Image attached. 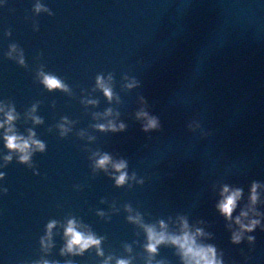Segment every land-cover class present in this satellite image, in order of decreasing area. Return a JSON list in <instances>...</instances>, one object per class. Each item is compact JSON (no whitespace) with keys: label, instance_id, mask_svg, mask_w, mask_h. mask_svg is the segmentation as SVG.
Listing matches in <instances>:
<instances>
[{"label":"water","instance_id":"obj_1","mask_svg":"<svg viewBox=\"0 0 264 264\" xmlns=\"http://www.w3.org/2000/svg\"><path fill=\"white\" fill-rule=\"evenodd\" d=\"M13 14L15 125L46 144L29 163L15 153L14 264H102L108 255L145 264L146 233L128 219L136 212L148 224L168 221L170 230L186 216L211 234L202 242L214 244L224 264H264V216L234 243L238 226L229 228L216 207L225 184L244 190L234 215L253 181L264 185V0H13ZM41 70L69 90H49ZM98 75H111V100ZM33 105L40 124L28 115ZM109 108L112 116L94 115ZM141 110L159 127L144 131ZM64 117L71 131L61 135ZM109 119L126 128L95 127ZM96 152L126 160L136 178L117 186L114 170L95 167ZM257 208L264 213V188ZM72 217L104 237V257L95 247L61 254L62 225ZM52 220L55 246L45 251L41 237ZM155 261L183 264L172 245L159 246Z\"/></svg>","mask_w":264,"mask_h":264},{"label":"clouds","instance_id":"obj_2","mask_svg":"<svg viewBox=\"0 0 264 264\" xmlns=\"http://www.w3.org/2000/svg\"><path fill=\"white\" fill-rule=\"evenodd\" d=\"M43 5L37 4L36 10L40 11ZM17 51L16 45L11 46V51L8 53L12 56ZM19 62L23 64L24 57L23 53H20ZM41 83H43L49 90L61 89L64 91L69 90V86L64 83L60 78L54 74L44 72L43 70L39 73ZM112 80L111 75L105 79L103 75L97 76V87L101 89L105 96L111 100L114 96L113 89L110 81ZM136 81L132 80L127 84V87L132 88L136 86ZM87 104H97L98 101L94 99H86L84 101ZM37 105H33L32 109L28 113L29 117L35 124L43 122L42 118L36 115ZM113 110L109 108L105 113L94 114L96 118L112 116ZM119 114L117 113V116ZM137 119L143 121L144 131H149L159 127V120L157 117L150 115L146 110L137 112ZM19 118V114L13 104L7 103L0 100V138L3 139L4 145L9 149V154L3 157L5 162L13 159L12 153H16L21 162L29 163L31 157L36 151H44L46 144L36 138V132L34 129H28V135L18 132L15 121ZM64 122L59 124L58 127L61 129V135H66L71 128L68 126L72 122L67 117L63 118ZM101 131H121L126 128L123 122L117 124L115 119H109L107 123H98L95 125ZM84 133L82 132L81 135ZM94 139V137H89ZM94 164L96 168L104 169L108 171L109 168L112 170L113 178L115 179L117 186H122L128 182L129 179H135V173L129 177L127 168L128 162L124 159L114 160L109 153L93 154ZM2 167V165H0ZM5 173L0 172V179H3ZM142 182V181H140ZM264 188L258 181H253L248 196V204L240 209L238 215H234L236 209L239 207V202L243 199L244 190L243 188L233 187L225 184L220 190V200L216 207L230 223L229 228H233V224L238 226L232 232V241L234 243H240L246 233L253 232L257 226L261 225V213L257 205L261 202V189ZM7 191V189H3ZM129 213L133 212L131 206H127ZM104 215L103 212L99 213ZM130 222L140 225L146 233V243L143 245L145 251L148 253V258L145 264H154V258L158 254L159 246L161 245H172L177 249V253L180 256L183 264H224L223 257L218 251L214 244H207L202 242V238L210 236V233H206L204 228L192 225L186 216H179L174 223L176 224L175 230H170L168 221L163 219L159 220L158 224H148L144 222L141 213L136 212L134 215H129ZM59 222L52 220L47 225L46 235L41 237V245L45 251L50 250L54 247L53 240V229L56 228ZM202 223V222H201ZM64 237L66 243L61 249L62 255H83L85 251L95 247L97 254L101 257L105 256L102 243L104 237L98 236L93 232L89 226L84 225L81 221H78L75 217L67 220L66 224H63ZM247 239L251 242L254 241V236H247ZM126 250L131 253L133 251L131 245H126ZM115 260V264H133L132 257H115L108 255L102 264H112ZM37 264H59V262L49 261L43 259L38 261ZM66 264H74L73 261H67ZM155 264H164L163 261H155Z\"/></svg>","mask_w":264,"mask_h":264}]
</instances>
